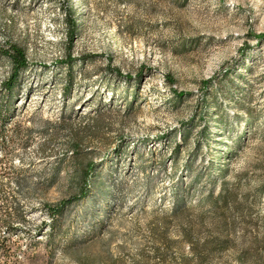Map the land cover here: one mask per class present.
Returning a JSON list of instances; mask_svg holds the SVG:
<instances>
[{
	"label": "rangeland",
	"instance_id": "rangeland-1",
	"mask_svg": "<svg viewBox=\"0 0 264 264\" xmlns=\"http://www.w3.org/2000/svg\"><path fill=\"white\" fill-rule=\"evenodd\" d=\"M261 33L264 0H0V91L2 51L28 63L0 150L12 264H201L211 237L203 264H264ZM222 186L241 205L214 222Z\"/></svg>",
	"mask_w": 264,
	"mask_h": 264
},
{
	"label": "trees",
	"instance_id": "trees-1",
	"mask_svg": "<svg viewBox=\"0 0 264 264\" xmlns=\"http://www.w3.org/2000/svg\"><path fill=\"white\" fill-rule=\"evenodd\" d=\"M67 24L69 44L71 45L76 34L77 25L70 15ZM257 39L260 41L263 40L264 33L258 34ZM2 53L9 60L10 71L7 78L2 82L0 91V150L6 148L7 140L5 138V129L7 127V122L13 113L14 102L17 96V90L20 87L21 76L28 69V63L25 59L23 51L20 48L10 45L9 48L2 51ZM71 61V57H69V59L64 61L62 64H64L67 68H70ZM71 78L72 76L69 74L68 83L71 82ZM91 166L92 165H90V167ZM88 173H90V170H88ZM84 196L85 192H82L77 196L61 200L54 206H47L46 210L52 219L55 220V218L62 215L64 209L68 205L79 201ZM239 196L240 194L236 192V188L230 190L225 186H222L218 194L215 197L210 198L211 201L208 211L212 218H215L216 221L214 222H219L218 220H220L221 216L226 214L232 204L236 207L241 205L238 201ZM244 198H246V196ZM2 203L3 201L0 196V226H5L6 229H10L12 228L11 219L13 213L8 210L7 207H3ZM49 240L51 241V238ZM224 242L225 241L219 237L206 239L202 244L191 242L194 256L198 257L201 264L206 263L208 255H211L216 250L222 248L224 246ZM12 244L7 242L6 239H0V264H12L14 262Z\"/></svg>",
	"mask_w": 264,
	"mask_h": 264
}]
</instances>
